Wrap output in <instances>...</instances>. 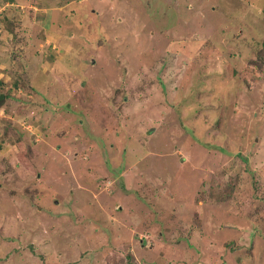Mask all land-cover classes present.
Segmentation results:
<instances>
[{
  "label": "rangeland",
  "instance_id": "rangeland-1",
  "mask_svg": "<svg viewBox=\"0 0 264 264\" xmlns=\"http://www.w3.org/2000/svg\"><path fill=\"white\" fill-rule=\"evenodd\" d=\"M263 40L264 0H0V264H264Z\"/></svg>",
  "mask_w": 264,
  "mask_h": 264
},
{
  "label": "crops",
  "instance_id": "crops-1",
  "mask_svg": "<svg viewBox=\"0 0 264 264\" xmlns=\"http://www.w3.org/2000/svg\"><path fill=\"white\" fill-rule=\"evenodd\" d=\"M5 34H6V33L4 32V33L2 34V36L5 35ZM4 38H6V37H4Z\"/></svg>",
  "mask_w": 264,
  "mask_h": 264
},
{
  "label": "trees",
  "instance_id": "trees-1",
  "mask_svg": "<svg viewBox=\"0 0 264 264\" xmlns=\"http://www.w3.org/2000/svg\"><path fill=\"white\" fill-rule=\"evenodd\" d=\"M263 46H264V40H263ZM13 64H14V62H13Z\"/></svg>",
  "mask_w": 264,
  "mask_h": 264
},
{
  "label": "water",
  "instance_id": "water-1",
  "mask_svg": "<svg viewBox=\"0 0 264 264\" xmlns=\"http://www.w3.org/2000/svg\"><path fill=\"white\" fill-rule=\"evenodd\" d=\"M3 96V95H2ZM2 96H1V98H2Z\"/></svg>",
  "mask_w": 264,
  "mask_h": 264
},
{
  "label": "bare ground",
  "instance_id": "bare-ground-1",
  "mask_svg": "<svg viewBox=\"0 0 264 264\" xmlns=\"http://www.w3.org/2000/svg\"><path fill=\"white\" fill-rule=\"evenodd\" d=\"M154 90V89H153Z\"/></svg>",
  "mask_w": 264,
  "mask_h": 264
}]
</instances>
